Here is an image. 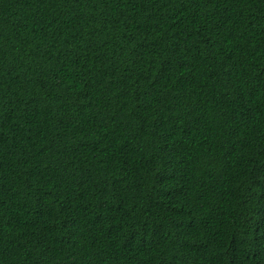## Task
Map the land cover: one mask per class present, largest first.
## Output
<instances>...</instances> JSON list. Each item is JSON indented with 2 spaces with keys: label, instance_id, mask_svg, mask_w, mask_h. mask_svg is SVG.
<instances>
[{
  "label": "trees",
  "instance_id": "obj_1",
  "mask_svg": "<svg viewBox=\"0 0 264 264\" xmlns=\"http://www.w3.org/2000/svg\"><path fill=\"white\" fill-rule=\"evenodd\" d=\"M0 264H264V0H0Z\"/></svg>",
  "mask_w": 264,
  "mask_h": 264
}]
</instances>
